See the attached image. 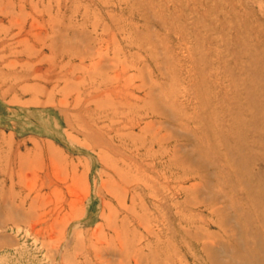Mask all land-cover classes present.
<instances>
[{"label":"rangeland","instance_id":"374dc122","mask_svg":"<svg viewBox=\"0 0 264 264\" xmlns=\"http://www.w3.org/2000/svg\"><path fill=\"white\" fill-rule=\"evenodd\" d=\"M0 264H264V0H0Z\"/></svg>","mask_w":264,"mask_h":264}]
</instances>
